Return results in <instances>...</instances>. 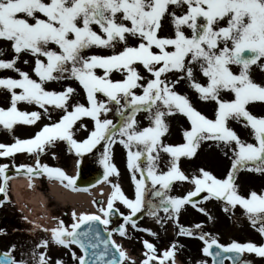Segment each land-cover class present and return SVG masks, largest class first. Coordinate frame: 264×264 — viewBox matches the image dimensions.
Masks as SVG:
<instances>
[{"label": "snow or ice", "instance_id": "1", "mask_svg": "<svg viewBox=\"0 0 264 264\" xmlns=\"http://www.w3.org/2000/svg\"><path fill=\"white\" fill-rule=\"evenodd\" d=\"M175 9H180L182 14H177ZM165 16L171 17L173 36L159 34ZM93 25L101 31H96ZM185 28L191 35L186 34ZM129 38L138 43L130 45ZM0 39L11 42L15 53L10 60L0 59V69L19 73V78H0V90L11 94L10 107H0V126L14 135V126L18 123L35 125L45 115L51 121L31 138L14 137L12 144L0 143V157H12L21 152L35 154V167L19 165L18 168L26 169L29 175L46 173L63 187L77 190L76 176L41 163L40 156L54 148L58 141L66 142L69 151L74 150L81 158L102 145L99 162L104 168L103 181L112 188L106 206L93 201L99 214L77 213L73 209L75 222L70 229L63 220H58L55 227L43 229L50 234L51 243L66 248L79 245L84 255L78 256L72 251V258L79 264H124L126 260L135 264L123 247L111 240V232L127 236L126 225L130 223L137 230L158 236L150 228L139 229L133 219L145 207L148 181L153 195L160 200L156 205L149 204L147 215L163 223L165 218L159 216L162 209L166 219L175 221L177 235L194 236L197 235L195 230L203 227L202 224L185 227L179 223L185 205L191 204L214 219L193 199L205 191L203 201L223 200L226 212L230 207L242 206L251 225L254 228L258 225L257 230L264 235V194L253 190L246 198L235 183L236 173L248 167L249 162L254 165L251 170L264 172V116L258 117L246 107L250 102H264V85L255 82L250 74L251 67L264 58V0H0ZM93 47L110 48L113 54H88ZM24 53L35 58L32 70L38 79L16 66ZM24 63L30 62L25 60ZM233 65L239 66L238 72L233 71ZM140 66L149 77L141 73ZM259 67L264 70V63ZM197 70L207 78L206 83L198 82ZM117 71L123 74V79H113L112 74ZM170 75L174 78L169 79ZM67 80L78 82L86 94L87 105L79 102V90L70 84L62 85L61 90L46 88L49 82ZM182 80L197 92L198 99L215 103L214 118L203 114L187 95L176 90ZM136 89L142 92L138 94ZM100 95L106 99H100ZM229 96L233 98H227ZM21 102L38 105L43 112L22 111L17 107ZM113 104L121 117L117 123L106 118L113 111L110 107ZM141 112H146L145 118L150 121L149 126L142 129L136 119ZM176 114L184 115L191 128L183 131L186 143L174 146L164 143L162 137L169 131L166 118ZM83 117L91 118L94 128L85 139L78 140L75 126ZM229 121L242 123L245 128L250 126L257 143L242 140L229 126ZM80 127L87 128V125ZM206 141L218 146L236 145L231 170L223 179L204 169L199 170L202 175L189 177L179 167L181 157L194 156ZM117 143L127 150L135 199L129 198L119 183L120 172L112 161L113 147ZM161 153L170 157L164 161L167 171L161 168ZM7 168V164H0V176L5 184L9 179ZM113 175L117 177L115 182L109 179ZM175 181H190L195 188L184 196L170 195ZM5 192L6 187L0 186V193ZM117 201L130 210L128 215L115 208ZM116 213L123 217L124 223L109 231L107 226ZM95 222L105 226L109 239L102 241L103 251L90 253L89 248H97L93 240L100 238ZM33 224L35 229L42 228L38 223ZM81 225L87 227L80 230ZM198 238L205 245L203 253L213 257V264H223L221 252L213 251V246L235 253L230 257L234 264H250L241 260L240 254L245 251L264 257V245L254 242L233 241L223 245L215 236L204 232L199 233ZM110 242L118 259L113 254L111 259L105 260ZM49 243L48 239H41L36 248L44 251L33 250L31 264H51L47 255ZM143 245L144 259L140 264H176L177 249L183 247L173 241L161 254L147 239L143 240ZM15 247L13 245L12 249ZM86 257L95 259L86 260ZM0 264H29V260H16L11 252H6ZM55 264L66 262L57 258Z\"/></svg>", "mask_w": 264, "mask_h": 264}, {"label": "rangeland", "instance_id": "2", "mask_svg": "<svg viewBox=\"0 0 264 264\" xmlns=\"http://www.w3.org/2000/svg\"><path fill=\"white\" fill-rule=\"evenodd\" d=\"M165 18V17H164ZM163 18V21L166 19ZM170 27L174 29L171 20ZM94 29L98 32L101 30L97 25H93ZM172 29L164 30V33L171 32ZM160 31V35L163 34ZM164 35H170L164 34ZM174 35V33H173ZM128 43L130 45H135L138 41L133 38H129ZM121 46H118L117 51L121 49ZM0 50H3V54L0 55V59H12L15 55L14 51L11 48V42L0 39ZM88 54H99V55H111L113 50L105 47H93L88 50ZM27 60L30 63L26 64L24 61ZM35 58L28 53L22 54V57L17 61V67L23 71L29 72V74L34 78L36 77L33 72ZM140 71L145 77H149L150 74L147 73L142 66H140ZM99 74H102L100 72ZM19 78V73L10 69H0V78ZM113 79H123L124 76L120 72H113ZM70 84L74 88H77L79 102L85 103L87 105L86 94L82 87L75 80H67L61 83L49 82L46 84V88L61 90L62 85ZM177 89V88H176ZM19 91V90H17ZM138 94L142 92L141 89H136ZM11 94L6 90H0V107L8 108L10 107ZM100 99H106L103 95H100ZM193 104H197V101L193 98H190ZM195 106V105H194ZM22 111H41L38 105H29L26 102H21L17 106ZM113 108V111L108 113L106 118L112 119L114 123H117L121 120V117L115 111V105H110ZM204 107V106H203ZM249 111L254 115L264 116V102H250L247 105ZM51 108V106H49ZM206 113H203L210 118H214L213 112L211 109H214V104L210 107H204ZM147 116L146 112H141L137 114L136 119L138 120L139 128H144L149 126L150 121L145 117ZM58 119V117H56ZM169 123V131L166 133L162 139L164 143L170 145H180L186 143V140L183 136L184 130H190L191 124L190 121L182 114L172 115L166 118ZM51 121L45 115L44 118L40 121H37L35 125H24L18 123L14 126V135L10 134L7 130H3L0 126V143L9 144L10 141H14V137H19L21 139L31 138L32 135L36 133L37 130H40L42 126ZM87 125V128H81L80 125ZM229 126L233 128L239 137L250 143H257L252 135V130L249 127L245 128L242 123L236 121H229ZM76 135L75 138L78 140L85 139L90 131L94 128V122L91 118L83 117L81 121L77 122ZM236 148V145L233 143L231 146H225L223 144L217 145L213 141L203 142L196 151V154L192 157H181L179 161V167L181 170L191 177L193 174L202 175L199 171L204 169L211 172L217 178L223 179L227 176L228 172L231 170V166L234 159L233 149ZM238 151V149H236ZM103 151L102 145H98L93 149L92 153H86L82 158L78 157L74 150L69 151V145L66 142L58 141L54 148H51L49 151H46L40 156L41 163H47L51 167L62 168L67 174L76 176V186L78 183L84 184L89 177H92V180L95 181L98 178L103 177L104 168L100 164V153ZM55 153V156H53ZM227 153V155L225 154ZM170 157L168 154L161 153V168L164 171H167V167L164 164V161L169 160ZM79 160V164L77 161ZM36 156L35 154H28L26 152L16 153L12 157H0V164H7L8 168L6 175L9 177L7 183L5 184L3 176H0V186L6 187V192L1 193L0 195V223L1 220L9 219L13 220L12 225H7L6 237H0V255H4L6 252H11L12 257L17 260L16 254L19 252L18 260L21 258L29 260L31 264V253L33 250L36 252L44 251L43 248H36L41 241V239H48L50 241L49 247L47 249V255L51 258V264H55L57 258L63 259L66 264H79L78 260L72 258V251H75L79 256V250L73 245L71 248H66L58 246L54 243H51V237L48 232H45L44 228H52L57 225L58 220H63L65 225L71 227L75 222L72 217V211L75 209L77 213L85 212V209H78L77 205H73L66 201L64 198L56 199L51 196L48 192L47 181L49 180L46 173L41 175L27 174L26 169H19V165H31L35 167ZM112 161L115 163L119 169V183L125 194L131 198L135 199V185L132 180V172L128 168V157L127 150L119 143L115 144L113 147ZM96 163V169L93 172H90L91 164ZM95 166V165H94ZM254 167L252 162H249L248 167L240 169L236 173L235 183L239 186L238 191L241 195L246 198L250 195L251 191H256L258 194H264V172H257L251 170ZM81 171L80 175L79 172ZM19 177H28L32 181L37 178L39 179L40 187L39 190L43 195V205L47 208L46 210L39 211L41 216V221L44 223L43 228L35 229L34 224H32L24 214L17 209L15 196L12 193L13 189L9 186V181L13 178ZM113 182L117 181L115 175L109 177ZM56 180V179H50ZM58 181V180H57ZM148 188L145 193V207L141 210L140 213H137L133 219L137 221V226L139 229L150 228L153 231L158 233V236H152L148 232L137 230L132 227L129 223L127 227V236H121L115 231H112V237L121 245L123 249L127 252L128 256L135 260V264H140L144 259V245L143 240L147 239L148 241L154 243L158 249V252H161L165 249H168L173 241H178L179 245L183 247H178L176 252V261L178 264H197L198 261H206L207 264H210L209 258L206 254L203 253L202 249L205 246L203 241L198 238V234L201 232L209 233L211 236H215L220 244L228 245L233 241L245 243V242H254L257 245H264V235H261L257 230V227H253L250 221L244 215L245 210L242 206L237 205L234 209L230 206V211H224L225 202L223 200H217L215 198L203 201V196L207 195V192L200 193L197 197L193 199L196 200L199 204V207H203L207 210V213H210L214 219H209V216L205 213H201L197 207L192 206L191 204L185 205L179 215V223L185 227H193L196 224H202L201 229H196L197 235L187 236V235H177L178 227L174 220L166 219V214L162 211L159 212L161 218H165L163 223L157 222L155 219L147 215V208L149 204L156 205L159 203L160 198L153 195V189L151 187V182L148 181ZM104 187L107 188L106 198H98L93 201L100 202L106 206L107 199L110 196L112 191L111 185L102 181L93 188ZM156 187H159L157 185ZM195 185L190 181H175L173 182L170 195L173 196H184L189 191H193ZM76 189H84L76 187ZM10 191V192H9ZM12 194V197H11ZM103 194V192L101 193ZM11 198L9 202L6 199ZM95 209H97V204L93 203ZM33 209L35 207L32 206ZM115 208L119 209L120 213L128 215L130 210L123 205L121 202L117 201L115 203ZM49 212V216L47 215ZM55 218V219H54ZM123 217L119 215V221L121 222ZM25 221H24V220ZM23 220V221H22ZM119 221L112 220L107 228L111 231L118 224ZM19 224V225H18ZM3 234V233H2ZM15 245V250L12 249V246ZM243 261H248L250 264H264V257L258 256L256 253L244 252ZM124 264H131L130 261H125ZM228 264V263H225Z\"/></svg>", "mask_w": 264, "mask_h": 264}, {"label": "bare ground", "instance_id": "3", "mask_svg": "<svg viewBox=\"0 0 264 264\" xmlns=\"http://www.w3.org/2000/svg\"><path fill=\"white\" fill-rule=\"evenodd\" d=\"M40 181L37 179L33 180L31 185L30 180L27 177L14 178L12 180V193L15 196L17 209L22 211L24 216L33 224V222L42 225L43 222L40 220L41 216L39 211L46 210V206L43 205V195L39 190ZM48 192L51 196L56 199L64 198L66 201L73 205H77L78 209H85L87 213H97L93 200L96 198H106L107 188L99 187L87 190H70L63 187L59 181L49 180L47 183ZM100 191L103 194H100ZM35 207V209L32 208ZM49 216V212H47ZM179 262L176 261V264Z\"/></svg>", "mask_w": 264, "mask_h": 264}, {"label": "flooded vegetation", "instance_id": "4", "mask_svg": "<svg viewBox=\"0 0 264 264\" xmlns=\"http://www.w3.org/2000/svg\"><path fill=\"white\" fill-rule=\"evenodd\" d=\"M172 9L170 8V11ZM175 11L177 12V14H182L181 10L180 9H175ZM165 19H166V23H167V27H164V28H167V29H172L170 27V22L169 20H171V17L170 16H165ZM185 32L186 34L188 35H191V31L187 28H185ZM260 63H264V58H262V60L260 62H258L257 65H253V68H251V76L253 78V80L257 83H261L262 85H264V70H261V68L259 67V64ZM233 68V71L234 72H238L239 71V66H235L233 65L232 66ZM196 79L198 80V82L200 83H206L207 82V78L203 76V74L197 70L196 71ZM179 86L181 87L182 89V94H185V95H188L187 92L190 91L191 87L189 86L188 82L186 80H182L180 83H179ZM192 98L195 99L197 101V104H194L195 107L201 111L202 113H206V110H204L203 108L205 107H212V105L214 104V108H215V103L214 102H205V101H202L200 99H198V94L197 92L192 89ZM229 99L232 98V96H229L227 97ZM204 106V107H203ZM211 112H214V109L212 110L211 109ZM12 225L13 223V220H9V219H4V220H1V223H0V237H6L7 235V231H6V226L7 225ZM19 225V224H18ZM3 233V234H2ZM17 256V260H18V257L21 256L19 255V252L16 254Z\"/></svg>", "mask_w": 264, "mask_h": 264}, {"label": "water", "instance_id": "5", "mask_svg": "<svg viewBox=\"0 0 264 264\" xmlns=\"http://www.w3.org/2000/svg\"><path fill=\"white\" fill-rule=\"evenodd\" d=\"M85 227H87V225H81V229L83 230ZM95 227L99 230L100 232V238L99 240L94 239L93 242L97 244V248L96 249H91L89 248V252H100L104 250V244L102 243L103 240H108L109 239V234L108 232H105L104 229L102 228V225L99 222H95ZM79 247V245H77ZM80 248V247H79ZM82 255H84L83 250L80 248ZM213 251H220L221 252V257L224 259H229L231 263H234L233 259H231L230 257H234L235 253L233 252H224L222 249H218L216 246H213ZM115 254L117 259L118 257V253L116 252L115 248L111 245V242L109 243V253L108 255L105 256V260L107 259H111L112 255ZM212 258V264H213V257L210 256ZM241 257V254H240ZM88 259H95V257H86V260ZM219 259V258H218ZM97 264H99V262H97Z\"/></svg>", "mask_w": 264, "mask_h": 264}, {"label": "trees", "instance_id": "6", "mask_svg": "<svg viewBox=\"0 0 264 264\" xmlns=\"http://www.w3.org/2000/svg\"><path fill=\"white\" fill-rule=\"evenodd\" d=\"M95 165V166H94ZM97 167H96V163H94V164H91V168L89 169V171H94L95 169H96Z\"/></svg>", "mask_w": 264, "mask_h": 264}]
</instances>
